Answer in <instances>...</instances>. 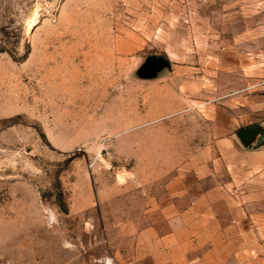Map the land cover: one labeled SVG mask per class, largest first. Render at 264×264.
<instances>
[{"label":"rangeland","instance_id":"374dc122","mask_svg":"<svg viewBox=\"0 0 264 264\" xmlns=\"http://www.w3.org/2000/svg\"><path fill=\"white\" fill-rule=\"evenodd\" d=\"M240 125H264V0H0V264L114 257Z\"/></svg>","mask_w":264,"mask_h":264},{"label":"crops","instance_id":"0c3cea01","mask_svg":"<svg viewBox=\"0 0 264 264\" xmlns=\"http://www.w3.org/2000/svg\"><path fill=\"white\" fill-rule=\"evenodd\" d=\"M238 127L190 159L169 201L148 205L158 217L124 225L118 264H264V125Z\"/></svg>","mask_w":264,"mask_h":264},{"label":"built area","instance_id":"2783aa9c","mask_svg":"<svg viewBox=\"0 0 264 264\" xmlns=\"http://www.w3.org/2000/svg\"><path fill=\"white\" fill-rule=\"evenodd\" d=\"M69 0H55L56 3L61 4ZM99 264H118L112 255H105L99 260Z\"/></svg>","mask_w":264,"mask_h":264},{"label":"water","instance_id":"95a60500","mask_svg":"<svg viewBox=\"0 0 264 264\" xmlns=\"http://www.w3.org/2000/svg\"><path fill=\"white\" fill-rule=\"evenodd\" d=\"M158 63H159V64H164V65H166V66H169V65H168L169 62H168L167 60L163 59V58H159V59H158ZM247 133H248L247 130H242V131L239 132V136H240V138H241L243 141L246 140V138H247Z\"/></svg>","mask_w":264,"mask_h":264}]
</instances>
